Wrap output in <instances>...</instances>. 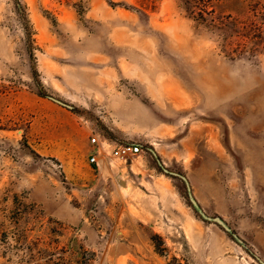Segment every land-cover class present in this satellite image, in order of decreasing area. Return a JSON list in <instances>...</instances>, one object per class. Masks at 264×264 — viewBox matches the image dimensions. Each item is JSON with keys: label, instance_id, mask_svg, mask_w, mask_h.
I'll use <instances>...</instances> for the list:
<instances>
[{"label": "rangeland", "instance_id": "obj_1", "mask_svg": "<svg viewBox=\"0 0 264 264\" xmlns=\"http://www.w3.org/2000/svg\"><path fill=\"white\" fill-rule=\"evenodd\" d=\"M196 15L0 0V264H264V23L225 50Z\"/></svg>", "mask_w": 264, "mask_h": 264}, {"label": "trees", "instance_id": "obj_2", "mask_svg": "<svg viewBox=\"0 0 264 264\" xmlns=\"http://www.w3.org/2000/svg\"><path fill=\"white\" fill-rule=\"evenodd\" d=\"M184 9L190 13L197 14V21L206 23L210 29L219 32L223 41L221 44L225 50H230L233 45L240 50L247 49V42L243 37L247 36L251 27L256 30V19L264 23V0H227L226 7L230 13L226 16H216L214 14V4L219 0H181ZM234 12L241 16H232ZM255 16V20L252 19ZM25 31L28 37L31 35L29 28ZM233 51V50H232ZM43 96L44 94L39 93Z\"/></svg>", "mask_w": 264, "mask_h": 264}, {"label": "built area", "instance_id": "obj_3", "mask_svg": "<svg viewBox=\"0 0 264 264\" xmlns=\"http://www.w3.org/2000/svg\"><path fill=\"white\" fill-rule=\"evenodd\" d=\"M91 144L96 145L98 143L97 137L94 135L90 138ZM108 152L106 154L110 157L117 159H126L129 156L138 154L142 151L141 144L137 142H118V143H107ZM101 147L103 146V142L101 143ZM94 152L90 158V162H97V155L100 154V149L94 147Z\"/></svg>", "mask_w": 264, "mask_h": 264}, {"label": "water", "instance_id": "obj_4", "mask_svg": "<svg viewBox=\"0 0 264 264\" xmlns=\"http://www.w3.org/2000/svg\"><path fill=\"white\" fill-rule=\"evenodd\" d=\"M48 98H50L52 101H54V102H56V103H58V104H60V105H62V106H66V107L70 108V106H69L68 104L62 102V101L59 100V99H56V98H54V97H52V96H48ZM184 180H185V179H184ZM185 182H186V186H188L186 180H185ZM187 189H188V198H189V200H190V202H191L193 208L196 210V212H198L202 218H204V219H206V220H211V221L216 222L217 224H219L220 226H222L225 230H227V231L229 232V231H230V228L227 226V224H225V222H224L220 217H209V216H206V215L202 212V210H201V208L199 207L198 203H197V202L194 200V198L192 197V195H191V193H190V191H189V188H187ZM233 237H234L235 240H237L238 242H241V241L239 240V238H238L236 235H233Z\"/></svg>", "mask_w": 264, "mask_h": 264}]
</instances>
